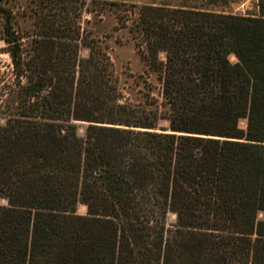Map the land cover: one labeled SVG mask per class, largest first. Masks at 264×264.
Returning <instances> with one entry per match:
<instances>
[{
  "label": "trees",
  "instance_id": "1",
  "mask_svg": "<svg viewBox=\"0 0 264 264\" xmlns=\"http://www.w3.org/2000/svg\"><path fill=\"white\" fill-rule=\"evenodd\" d=\"M32 3L26 30L4 12L0 264H264V0L127 9L161 91L133 101L86 28L106 1Z\"/></svg>",
  "mask_w": 264,
  "mask_h": 264
},
{
  "label": "rangeland",
  "instance_id": "2",
  "mask_svg": "<svg viewBox=\"0 0 264 264\" xmlns=\"http://www.w3.org/2000/svg\"><path fill=\"white\" fill-rule=\"evenodd\" d=\"M90 1V0H87ZM106 1V10L101 12L100 16L86 14L85 19L90 20V24L86 25L88 31L91 32L93 38L98 39L105 47L110 59L113 62L116 73L120 79V86L127 98L133 100L143 99L146 92L142 80L147 81L153 86V96L161 99L160 84L156 80V75L150 73L146 63L141 55H145L144 48L137 45L133 40L128 28L119 23L118 19L126 17L125 11L131 6L138 5H169L171 7L193 6L197 8L207 9L210 11L225 12L239 15H257L259 11L258 0H99ZM114 4H124L125 7L118 8ZM32 0H8L0 3V107L6 103V91L14 81V72L12 61L7 53L8 44L5 41L4 12L11 10L16 17V31L21 27L23 29L30 28V20L21 16L30 6ZM92 17V19H91ZM122 21V20H121ZM129 25V24H126ZM88 49L81 48L80 55L88 56ZM160 58L165 59V54L161 53ZM231 63H236L234 56L229 57ZM143 78V79H141ZM160 125L167 127L168 122L160 121ZM241 129H246V120L239 122ZM86 124H79L77 132L80 136L84 135ZM0 205H7V202L0 199ZM86 207L80 204L77 208L78 215H86ZM263 214H259V219H263ZM177 222L176 215L169 213L167 223L174 226Z\"/></svg>",
  "mask_w": 264,
  "mask_h": 264
},
{
  "label": "water",
  "instance_id": "3",
  "mask_svg": "<svg viewBox=\"0 0 264 264\" xmlns=\"http://www.w3.org/2000/svg\"><path fill=\"white\" fill-rule=\"evenodd\" d=\"M84 124H89V123H84Z\"/></svg>",
  "mask_w": 264,
  "mask_h": 264
}]
</instances>
